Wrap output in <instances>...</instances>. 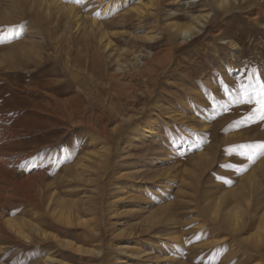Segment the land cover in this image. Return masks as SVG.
I'll return each instance as SVG.
<instances>
[{
	"label": "rangeland",
	"instance_id": "1",
	"mask_svg": "<svg viewBox=\"0 0 264 264\" xmlns=\"http://www.w3.org/2000/svg\"><path fill=\"white\" fill-rule=\"evenodd\" d=\"M118 1L0 0V86L50 72L66 103L37 114L50 128L18 160L0 157L4 196L21 199L0 210V264H264L248 244L264 155L243 147L264 144V121L234 102L241 83L264 87V0ZM14 114L0 149L23 129Z\"/></svg>",
	"mask_w": 264,
	"mask_h": 264
},
{
	"label": "bare ground",
	"instance_id": "2",
	"mask_svg": "<svg viewBox=\"0 0 264 264\" xmlns=\"http://www.w3.org/2000/svg\"><path fill=\"white\" fill-rule=\"evenodd\" d=\"M227 1L228 0H225L224 2H218L217 4L220 6V8H222V7H224V4L228 3ZM124 2H125V0H119L118 3L115 4V6L117 5V7H119L120 4L121 3L124 4ZM195 21H196V19H195ZM201 28L202 29H199L197 31V33L204 32L207 29V25L201 24ZM179 29H180V31H179L180 36L182 34V36L184 38H187V40L190 38H193L194 34H196L195 33L196 31L194 32V30H191L193 28L185 29V28L179 27ZM11 68H13V67H11ZM27 71H28V74H27L28 76L26 78L18 79L12 83H6V82H4L5 81L4 80L0 86V115L2 117H4V119H7L9 117V116H7L8 114L15 113L14 115H19V119H21V121H22L21 123H23L22 125H24L23 129H20L21 131H16V130L13 131L12 130L9 133V136H8L9 138L3 136L4 140L6 141V146L9 145V147H7V148L3 147V149L1 148L2 150L0 149V157L9 156L13 160H15V159L18 160L16 158V156L19 155L18 153H16L17 149L21 148V150H23L22 147H25L23 145V143L28 142L26 140L31 141L32 139H36L41 134V132L43 131L42 129L44 127L45 128L48 127V130L50 128L47 124H44L45 122H40L39 120L35 119L37 117V114L39 115V113H42V114H48L49 113V114L54 115L56 113V111H51V108H57L56 106H54V102H58V104L59 103H65L64 101H59L56 98V94L58 92H60V93L64 92V90L61 89L62 83L56 84L55 82H53L51 80L50 72L36 73V71H33V70H27ZM26 81H27V85L24 86ZM56 87H58V89L60 88V90H56L55 89ZM44 103L47 105H44ZM22 113H26V114L25 115L23 114L24 115L23 116V115H21ZM56 114H58V113H56ZM19 119H18V121H19ZM9 122H10V120H9ZM8 125H10V123ZM10 128L12 129V127H10ZM3 129H5V128H3ZM7 134H8V132H7ZM1 137L2 136H0V140H1ZM10 138H12V139L8 142L7 139H10ZM0 147H2L1 142H0ZM6 149H8V150H6ZM19 151H20V149H19ZM4 163L5 162L3 160H0V166L3 165ZM5 171H7V170H5ZM5 177H6V175H4V178ZM5 183H11V181L10 180H8V181L2 180V178H0V210L2 208H4L5 210H8L7 209L8 206H6V203H8V202H11V205H16V204L18 205V203L21 202V199H20L19 195L14 191V188H11L10 194H8L7 196H4L5 188L8 187L7 185H4ZM11 185H12V183H11ZM2 199H5L4 203L2 202ZM26 202H27V200H26ZM259 204H260V201L255 200L254 202H251L247 208L249 209L251 206H253L251 208V210H252L255 207H257ZM262 208L264 209V207H262ZM246 213H247V218L249 217V218H252L254 220H255V217L257 216V214H255L253 212L249 213V210H248L247 212L243 213V219H241L242 217L240 218L239 216L232 217V222H234L233 224L235 226L234 232H233V235L235 238H236V236H238V234L240 232H242L244 230L243 225H244V220H245L244 218H245ZM5 222H6V226L7 225L11 226V223H12L11 220H6ZM12 228H14V227H12ZM12 231H14L15 233H18V234H23V232H24L21 229L18 230L17 227L12 229ZM0 234H2L4 236V238L5 237L10 238L9 232L6 231V229H4L2 227H0ZM177 238H175V239H177ZM180 238H182V237H180ZM180 238H178V239L180 240ZM175 242H176V240H175ZM239 244H242V243H239ZM248 244L250 245L251 248L255 249V251L256 250L259 251L262 248H264V220H263L262 226L259 225V227L257 228V233L254 235L253 239L248 241ZM220 247H222V245L215 246L214 248L219 249ZM196 249H198V248H196ZM214 252H216V251H214ZM197 253L198 252L195 251V252L190 253L191 256L185 255L186 256L185 259L187 261L193 262L197 259V255H198ZM142 254H143V252L139 251L136 255L141 258ZM147 255L149 257L150 253H148ZM162 261H163V259H162ZM165 261H166V259H165Z\"/></svg>",
	"mask_w": 264,
	"mask_h": 264
},
{
	"label": "snow or ice",
	"instance_id": "3",
	"mask_svg": "<svg viewBox=\"0 0 264 264\" xmlns=\"http://www.w3.org/2000/svg\"><path fill=\"white\" fill-rule=\"evenodd\" d=\"M71 2L81 3L82 0H71ZM244 74L247 75L248 73L245 71ZM248 88L249 85L241 83L239 85V97L235 99L234 102L237 104L255 105L252 108L251 115L247 119L252 121L253 123H255L257 120L264 121V87H261L259 92H254L252 94H249ZM213 107L215 108V105H213ZM224 110L227 109L225 108ZM172 143L175 144L176 141L173 140ZM243 147H251L253 149H256V151L248 155V160L250 163L254 164L259 156L264 155V144L246 145ZM246 170L247 169H244V171Z\"/></svg>",
	"mask_w": 264,
	"mask_h": 264
}]
</instances>
